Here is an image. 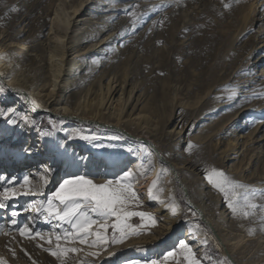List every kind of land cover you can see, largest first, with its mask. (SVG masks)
<instances>
[{
	"label": "rangeland",
	"instance_id": "1",
	"mask_svg": "<svg viewBox=\"0 0 264 264\" xmlns=\"http://www.w3.org/2000/svg\"><path fill=\"white\" fill-rule=\"evenodd\" d=\"M52 1L56 0H41L39 3L38 0H0L1 38L6 37L9 39L12 28H17L24 29L25 35L24 37L17 38L14 41L15 43L20 40L24 41L22 43L25 45L27 36L43 39V36L48 32L50 19H42V17L52 6ZM254 1L144 0L142 2H131L132 4L125 10L135 11L136 13L142 12L144 13V19L134 25L132 23L133 17L126 14L125 10L110 14L108 26L109 29L111 27L113 29L116 28L115 34L117 36L115 38L119 42L120 50L117 55L109 54L110 60L105 68H101L99 71L110 69L113 66L111 64L112 60L116 59V56L119 58L122 55V59H118L115 67L132 77L130 83H139L140 89L145 92V97H147L148 103L145 106V110L155 125L159 129H163L164 127L165 130L168 129L169 131L184 129V136L179 139H173L171 146L167 145L164 141L161 143V145L164 144L163 152L167 153V156L170 154V150L172 151V148L173 150L177 149L179 145V151H181L180 153L183 152L185 160L193 161L201 166L203 170L201 178L205 183H209L206 179L207 172L216 168L223 170L230 178L250 186L251 189L264 191V142H260V137L264 135V115L258 114L257 109L252 110L249 114L241 112L236 123L229 127H227L228 125L225 126L224 131H219V136L215 137L209 146H198L195 143L196 141L189 140L198 132L203 123L208 122L210 116L206 118V122H200L201 120H194L192 112L190 115L180 108L175 109L178 103H183L189 100L188 98L193 99L195 96L204 94L206 89L212 84L219 86V90L232 91V89H235V86L231 84L236 82L240 85L241 92L252 90L255 86L259 89V92H264V47H259L256 50L258 44L264 45V0H256L257 6L254 11L253 21L247 32L235 43L233 49L230 50L229 47L224 45L228 35L236 29L237 19ZM9 3L13 4V9L15 10L8 8L7 5ZM125 3L126 1L123 2V4ZM226 4L229 7H225ZM137 5L138 7H136ZM25 11L28 14H25ZM124 38H127V40H124ZM180 44H182L181 47H179ZM99 71L96 73L97 75L100 73ZM111 71L113 73L116 72L114 68ZM11 92L15 95L12 90ZM247 93H241L238 96L241 98L236 99L232 105L220 108L215 112L216 118L223 119L219 123L220 125L224 123V118L229 119L241 106L252 102L253 97L249 98V101L244 97ZM263 96L259 95L257 100L264 101ZM2 99L0 100V108L8 109L19 106L17 112L22 114L20 120L27 115L26 109L22 107L25 104L23 101L17 105L16 102L19 100L14 96L6 98V101ZM131 104L128 113L132 110L135 102ZM5 118L4 116H0V191L4 187H12L13 178H15L16 186L19 189V182L22 181L25 175H28L31 183L40 188L46 195L57 189L60 184L59 182L57 186H51V182L45 183V177L41 179L38 177V174H31L32 171H37L47 176V173L44 172L45 169L40 170L42 161H39L40 163L36 165L38 168L34 167L32 162H26L23 165L20 163V158L29 151L28 148L32 145V142H34L33 148L40 149V143L37 141L39 135L44 136V145L53 144L51 156L49 155L47 159L45 158L44 165H49L50 160L52 161L60 157L63 142L67 138L68 133H70L68 130H73L75 135L74 143H77V145L74 144V146L84 147L89 152L96 148L105 147V150L109 151V158L124 155L130 156L132 153L136 157L139 156L135 150V152L129 151V149L132 151L135 148L131 145L132 143L124 145L115 140L116 136L113 132H118L117 130L104 128L105 130H111L109 133L104 132V134L102 133L103 131L98 130L99 128L96 127L95 129V127L89 126L90 120H82L81 122L79 121L80 119L66 120L59 117L53 118L49 113H42L35 124H31L27 119L24 122L19 120L21 123L16 128V126L5 121ZM63 120L65 122L62 125L67 127L59 125L60 121ZM261 121L263 123L256 130L257 125ZM22 126L24 128L23 134L18 136L17 133L20 132L19 128ZM2 129L11 130V136L4 134ZM79 132L95 135L99 138L94 141H84L76 138V133ZM121 132L123 135L129 136L124 131ZM225 132L227 133L225 134ZM13 133H15V136H13ZM236 134L239 135L237 140ZM20 137H23V139H20ZM252 139L254 140L253 143ZM230 140L235 141L238 146L228 147V141ZM189 142L193 145L191 149L187 148ZM127 146H131V148L128 149ZM238 148L240 151L237 156L232 155L233 149ZM247 149L248 151L244 156L243 153ZM226 153L231 155V157L226 158ZM146 160L145 158L141 163L142 168L147 164ZM65 168L66 166L61 170L62 173L65 171ZM141 172H143V169H141ZM150 172L151 166H149L147 174ZM62 173L61 177L63 176ZM187 177L189 176L187 175ZM114 178H117V174L114 177H110V179ZM164 178L165 176L161 175L160 180L162 181ZM136 191L139 194V191ZM210 191L219 201V204L218 201L215 202V205L213 204L212 209L215 208L217 211H221L220 213L224 211L227 219L226 222L231 230H233V233L241 237L244 236L245 240H249L248 242H244V244L242 242L243 245L247 244L245 263L264 264V223H262L264 212L256 209V214L252 216L246 217L239 212L234 215L231 209L227 207L223 194L213 186ZM22 198L23 195L17 200L8 201V209L0 210V225L4 227V231L0 232V257H3L7 262H10L9 257L11 260L12 257H14V260L19 259V262L27 259L26 263L31 264L32 261L29 260L30 258L25 252H22L24 254L22 257H18L16 253L13 254V251L2 250L1 242L12 241L14 246H21L25 241H35L33 245H31L32 243H26L27 246H32L31 249L35 251L33 260L38 261L37 264H48L47 260L49 259L47 257L49 256H46L44 253L53 255L44 249L52 248L55 250L57 243L55 232L59 231V229L54 230L52 224L48 222V227L43 229L37 228L39 222L37 224L38 217L35 213L27 214L28 212L23 211L34 200L43 199L44 197L30 196L27 201H24ZM140 198L142 205H132L130 210L150 213L156 218L157 223L154 226H149L147 221H141L139 217H130L127 221L129 224L133 226L144 225L138 229L142 234L131 235L123 243L132 238L150 235L157 236V233L162 231L160 228L162 224L160 214L151 210L152 208L149 209V206L143 201L142 195H140ZM185 198L183 191L182 193L179 191L178 199L183 200L181 203L183 210L180 218V228L175 234L176 236L165 241V248L159 256L156 255L153 259L163 260V257L168 253V249H170L171 251H176V257L175 259L169 258L164 264H186V261L183 259L184 254L179 249L178 241L182 239V232L184 234V231L187 229L186 227L192 226L199 229L202 236L207 239V246L204 247L202 252L193 249L194 243H188L195 256L201 261V264H223L221 245L214 235L210 233L203 221L192 219L194 216L192 212L196 211L186 203ZM255 202L264 204V199L257 198ZM12 211H21L22 214L17 217L18 222L20 224L28 223L30 228H36L33 232H41L45 236V239L22 237L15 230V227L10 224L9 218ZM40 219L44 221L42 217ZM111 232L112 230L109 229L108 234L111 235ZM49 233L52 234L51 244L46 242L48 241L47 237ZM17 239H21V242L20 240L16 242ZM36 243H40L43 246L37 245L36 247ZM60 243L64 244L65 242L62 240ZM123 243L107 246L108 250L115 249V253L106 264H122L126 258L131 257L132 259V257L140 256L139 254H141L142 250H138L137 248H121L123 247ZM39 251L43 252V254L39 255ZM77 254L81 255L79 252ZM151 260L152 258L147 259L145 264H148ZM104 262L103 264H105Z\"/></svg>",
	"mask_w": 264,
	"mask_h": 264
},
{
	"label": "bare ground",
	"instance_id": "2",
	"mask_svg": "<svg viewBox=\"0 0 264 264\" xmlns=\"http://www.w3.org/2000/svg\"><path fill=\"white\" fill-rule=\"evenodd\" d=\"M40 1L38 0V3ZM124 1H126L125 4H123ZM134 1L142 2L144 0H56L52 1V6L44 13L45 15L43 14L42 19H50L48 32L43 36V39L27 36L26 44L24 45L22 43L24 41L18 40L16 43L14 42L17 38L24 37V29L12 28L9 35L11 39L1 38L0 34V100L3 98L6 101V98L14 96L19 100L16 102L17 105L21 101L25 103L22 107L26 109L27 115L22 120H20L21 115L12 116L6 113L4 116L6 117L5 121H8L7 117L9 116L16 120L15 124H11L16 126V128L26 119L31 124H35L42 113H49L53 118L59 117L66 120L80 119V122L82 120H90L91 123H88V125L95 127V129L96 127L99 128L98 130L103 131L102 133L117 130L118 132H113L116 136L115 140L124 145L132 143L131 145L135 148L130 152L136 151L139 156L136 157L132 153L130 156L124 155L109 158V151L107 152L105 147L96 148L89 152L84 147H76L77 143H74L75 135L73 130H68L70 133H68L67 138L63 142L60 157L50 160L49 165H44L45 158L47 159L52 152L53 144L44 145L45 138L42 135L37 137L40 149L33 148L34 142H32V145L28 148L29 151L20 158V163L23 165L26 162H32L35 167L40 163L39 161H42L40 170L45 169L44 172L47 173V176L37 171H32L31 174H38L41 179L47 177V182H51V186H57L58 182L61 183L64 179L77 174L87 175L89 178L94 179L95 182L103 183L116 174L119 177L127 170L138 173L134 188L142 195L143 201L149 206V209L152 208L151 210L160 214L162 219L160 228L162 231L157 233V236L150 235L132 238L123 243L121 248H137L142 250V252H140L141 254L138 257L126 258L122 264H129L131 261H140V264H145L147 259H153L156 255L159 256L161 254V251L165 248V241L176 236L175 234L180 228V218L183 210L181 206L183 200L178 199L179 191L181 193L183 191L186 203L196 211L192 219L203 221L210 233L214 235L221 245L223 264H246L244 260L246 259L247 244H243L249 240H245L244 236L241 237L233 233V230L226 222L224 211L220 213L221 211H217L215 208L212 209L213 204L215 205L218 200L211 194V184L205 183L201 178L203 173L201 166L193 161L185 160L183 152L180 153L181 151H179V145L177 149L173 150L172 148L168 156L166 155L167 153L163 152L164 144L161 145V143L164 141L171 146L173 139H179L184 136V129L169 131L168 129L165 130L164 127L159 129L155 125L145 110V106L148 103L147 97H145V92L140 89L139 83H130L132 77L115 67L118 59H122V55L119 58L116 56V59L112 60L111 64L113 66L111 65L110 69L99 71L101 68H105L110 60L108 55H117L120 50L119 42L115 38L117 36L115 34L116 28L113 29L111 27L109 29L108 26L110 14L127 9L132 4L131 2ZM7 6L11 10H15L12 3ZM256 6L255 0L237 19L236 29L228 35L224 43L230 50L233 49L235 43L249 29ZM26 13L28 14L27 11H25ZM124 40H127V38H124ZM181 46L182 44L179 47ZM259 47H264V45L258 44L256 50ZM112 68L116 72L113 73L111 71ZM98 71L100 73L97 75ZM231 85L235 86V89L227 91L219 90V86L212 84L201 96H195L193 99L188 98L189 100L183 103L180 102L175 106V109L180 108L190 115L192 112V117L195 121L206 122V118L210 116L208 122L203 123L198 132L189 141H196L195 143L198 146H209L214 138L219 136V131H224L225 126L228 125L227 127H229L236 123L241 112L249 114L252 110L257 109L258 114L264 115V101L257 100V97L259 95L263 96L264 92H259L256 86L252 90L241 92V87L238 83L233 82ZM11 90L15 95L12 94ZM233 92L238 94L234 99H230L229 96ZM245 92H248L244 95L247 98L246 100L253 97L252 102L241 106L229 119L224 118V123L220 125L219 123L223 119L216 118L215 112L220 108L232 105L236 99L241 98L238 96ZM32 101H35L39 107L34 106ZM133 102L135 104L128 113V109ZM18 107L14 108L16 112ZM64 122V120L60 121L59 125L61 126ZM262 123L261 121L257 125L256 130ZM63 127L67 126L64 125ZM104 128L111 130H105ZM19 129L18 136L23 134L24 131L23 126ZM2 131L7 135L12 134L11 130L2 129ZM121 131H124L130 137L123 135ZM14 134L13 136H15ZM238 137L239 135L236 134V140ZM20 139H23V137H20ZM251 141L252 143L254 142L253 139ZM260 142H264V135L260 137ZM74 144L76 145L74 146ZM233 146L238 145L233 140L228 141V147L231 148ZM127 148L129 149L131 146H127ZM239 151V148L233 149L232 155L237 156ZM247 151L248 149L243 153L244 156ZM226 154V158L231 157L228 153ZM145 158L153 161L151 172L148 174H142L143 172H141V169H143L141 163ZM65 166V171L62 173L61 170ZM36 168L38 167L36 166ZM162 169L166 171L162 172ZM161 175L165 176L164 180L159 181V187L163 189L161 198L166 202L173 197L175 198V201L179 204V214L176 216L171 214L166 203L153 201L149 198L148 189L153 181L157 180V177H161ZM29 197L23 196L22 199L27 201ZM27 212V214L35 213L31 210ZM35 215L38 217L37 221H35L37 224L39 222L37 228L48 227L47 222L42 221L41 217L36 213ZM186 228L184 234L182 232V239L180 240H186L190 244L194 243L193 249L202 252L204 247L207 246V239L202 236L199 229L192 226H187ZM35 229L32 227L33 231ZM18 240L21 242V239H17L16 242ZM34 242L25 241L21 246H14L12 241L1 242V248L2 250H14L18 257H22L24 255L22 252H25L30 258L28 259L32 261L31 264L33 262L37 264L38 261L33 260L35 251L31 249L32 246L29 247L26 244L32 243L31 245H33ZM37 245L43 246L40 243L35 244L36 247ZM67 246L82 248L83 250L79 252L81 255L70 253L67 257L57 258L44 253L49 256L47 257L49 259L47 260L48 264H80L81 261H84L85 264H103L105 261L104 263L106 264L115 253V249L108 250V247L103 249L90 248L78 243L68 244ZM169 251L171 250L168 249ZM90 252H99L100 255L91 256L89 255ZM38 254L42 255L43 252L39 251ZM9 260L8 264H27V259L19 262V259L14 260V257H12L11 260L9 257Z\"/></svg>",
	"mask_w": 264,
	"mask_h": 264
},
{
	"label": "snow or ice",
	"instance_id": "3",
	"mask_svg": "<svg viewBox=\"0 0 264 264\" xmlns=\"http://www.w3.org/2000/svg\"><path fill=\"white\" fill-rule=\"evenodd\" d=\"M138 7V5L136 6ZM229 7V5H225ZM126 14L133 17L132 23L135 25L144 19V13H136L135 11L125 10ZM238 93L233 92L229 98L234 99ZM33 105L39 107L35 101ZM10 113L12 116L22 115L17 113L14 108H0V116ZM10 124H15L16 120L11 116L7 117ZM76 138L84 141H94L97 139L94 135L76 133ZM102 146V145H98ZM191 142L187 145L191 149ZM131 151V149H129ZM153 164L151 159L147 160V164L143 166V173L149 171V166ZM50 171V170H47ZM166 171L165 169L161 170ZM138 178V173L127 170L119 177L107 179L103 183H97L94 179L87 175H72L64 179L57 189L45 194L40 188L31 183L28 175H25L19 182V189L16 186L15 178H13L12 187H4L0 191V210H6L9 207L8 201L17 200L21 195L28 197H44L43 199L34 200L28 208L23 209L24 212L31 209L45 222L51 223L53 229H59L55 232V250L45 248L57 258L67 257L70 253L75 254L81 252L80 247H70L68 244L86 245L90 248H106L110 244L123 243V241L131 235L142 234L138 229L144 225L133 226L127 221L130 217H139L141 221H147L149 226L157 223L156 218L144 211L130 210L132 205L141 206L142 201L140 195L134 188V184ZM47 183V177L44 178ZM206 179L208 182L225 198L226 205L235 215L238 212L243 216H252L256 214V209L264 212V204H258L257 198L264 199V191L251 189L250 186L230 178L223 170L213 168L207 172ZM160 177L154 180L148 189L149 198L153 201L166 203L168 210L173 216L179 214V204L173 197L170 201H164L161 198L163 189L159 187ZM21 211H12L10 215V224L15 230L26 238L45 239V236L39 232H33L28 223L20 224L17 217L21 215ZM195 215V212H192ZM54 222V223H53ZM264 223V218H262ZM109 229L112 230L109 235ZM4 231V227L0 225V232ZM51 233L47 240L52 243ZM64 241V245L60 241ZM179 249L184 254L183 259L186 264H201V261L195 256L191 246L186 240H180ZM13 254H15L13 250ZM176 251H169L163 260L152 259L148 264H164L169 258L175 259ZM91 256H99V252H90ZM0 264H8V262L0 257ZM80 264H85L81 261ZM129 264H140V261H131Z\"/></svg>",
	"mask_w": 264,
	"mask_h": 264
},
{
	"label": "water",
	"instance_id": "4",
	"mask_svg": "<svg viewBox=\"0 0 264 264\" xmlns=\"http://www.w3.org/2000/svg\"><path fill=\"white\" fill-rule=\"evenodd\" d=\"M158 156H159L160 158H162L161 155L158 154Z\"/></svg>",
	"mask_w": 264,
	"mask_h": 264
}]
</instances>
